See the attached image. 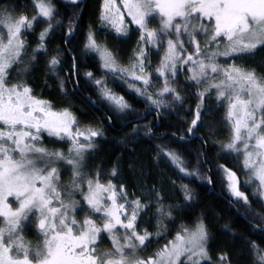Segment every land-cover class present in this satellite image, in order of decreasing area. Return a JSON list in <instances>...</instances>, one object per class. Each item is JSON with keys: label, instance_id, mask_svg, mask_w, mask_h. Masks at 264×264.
Segmentation results:
<instances>
[{"label": "snow or ice", "instance_id": "1", "mask_svg": "<svg viewBox=\"0 0 264 264\" xmlns=\"http://www.w3.org/2000/svg\"><path fill=\"white\" fill-rule=\"evenodd\" d=\"M71 3L79 9V0ZM122 4L123 11L115 0H104L99 21L117 39L128 38L129 26L135 25L138 40L128 66L98 41L91 26L82 40L84 53L99 58L101 74L86 72L85 77L103 102L99 107L107 105L105 118L111 122L114 114L132 110L129 100L109 87V77L123 80L157 116L161 109L183 105V92L195 89L197 103L194 113H189L190 122L182 135L173 133L182 142L201 130L203 117L212 111L205 110V101H211L214 93L219 107L226 108L228 134L219 141L220 147L235 154L248 177L246 183L258 182L254 195L264 199V75L237 64L258 49L264 51V0H122ZM33 7L31 17L0 8V264H232L227 253L210 255L203 219L177 227L173 204L166 201L162 189L153 185L130 198L123 183L111 178L102 182L106 173L97 170L93 176L86 171L103 129L81 127L71 105L57 110L20 79L41 55L47 57L46 67L53 75L62 70L63 50L50 54L46 43L61 26L57 3L34 0ZM79 19L74 14L64 26L66 42L75 36ZM40 23L46 27L30 49L26 36ZM153 55L159 57L155 76ZM181 75L183 91L177 87ZM78 86L77 79L73 90ZM59 87L67 97L64 80ZM89 102L97 106L91 97ZM138 132L133 129V135ZM145 135H152L150 126ZM46 139L61 148L47 147ZM64 146L66 152L61 150ZM156 148L158 164L163 160L186 177L214 183L212 169L202 174L200 161L189 170L176 149L160 144ZM217 168L226 178L230 196L248 205L237 172L223 164ZM110 176H119L118 167ZM179 191L185 202L194 199L188 184H181ZM153 212L154 229L142 228L143 217ZM29 226L35 228V244L25 239ZM260 231L264 234V217ZM153 238L158 245L155 251L142 255ZM105 240L110 241L107 249ZM248 246L253 264H264V248L254 241Z\"/></svg>", "mask_w": 264, "mask_h": 264}, {"label": "trees", "instance_id": "2", "mask_svg": "<svg viewBox=\"0 0 264 264\" xmlns=\"http://www.w3.org/2000/svg\"><path fill=\"white\" fill-rule=\"evenodd\" d=\"M102 1L79 0L80 6L76 9L71 0H55L59 12L57 19L61 21V26L56 27L54 34H51L46 43L50 54H56L57 49L63 50L60 53L62 70H58L53 75L46 67L47 57L41 55L35 66L30 68L29 73L21 75L20 79L32 88L37 98L51 101L57 110L71 105L81 121V127L90 124L103 129L104 135L98 138L96 149L88 158L86 171L93 176L97 170L106 173L102 176V182L111 178L118 185L123 183L130 198L132 194L139 196L145 188L155 185L163 190L166 201L173 204L177 227L181 223L191 225L198 218L205 221L209 232V251L213 258H217L223 252L228 254L232 264H253L248 242L254 241L264 248V234L260 231L261 217H264V203L258 194L254 195L256 183L254 181L246 183L248 177L242 171L235 154L228 155L220 147L219 141L224 140L228 134L224 120L226 110L219 107L214 93L211 101H205V110L211 108L212 111L203 117L201 130L196 136L188 137L182 142L178 141L177 137L184 133L190 122L189 113H194L197 103L195 89L183 92L185 98L183 105L176 104L171 109H161L162 115L157 116L156 111L148 107L144 98L138 97L123 80L109 77V87L118 94L124 95L132 104V110L126 114H114L111 122L105 118L107 105L99 107L103 102L95 92L94 85L85 77L86 72L100 75L101 69L99 58L94 53L85 54L83 51L84 34L91 26L96 32L98 41L117 53L119 62L124 66L136 46L137 35L131 33L128 38H115V32L99 21ZM33 4L34 0H0V8H7L16 16H33ZM74 14L80 18L79 27L69 43L65 39L67 32L64 26ZM45 27L46 24L40 23L26 36L30 49L36 47L39 33ZM255 54L246 56V60L251 58L256 62L254 64L258 67L252 70H255L257 75H264V51L258 49ZM73 57L76 58L77 63L75 69ZM13 76H16L15 72ZM77 79L79 86L73 90V84ZM60 80L66 82L69 93L67 97L60 90ZM180 81L178 88L183 91L185 85L183 75ZM89 97L97 106L94 107L89 102ZM146 126L151 127L152 135H145ZM137 128L138 134L133 135V129ZM174 132L177 133V137L173 136ZM45 144L49 148H61L59 144H52L47 139ZM158 144L176 149L182 155L189 170L196 168L198 161L202 174H206V170L211 168L214 183L209 184L206 180H199L195 176L186 177L163 160L158 164L155 158ZM61 150L67 151V147L64 146ZM217 164H223L237 172L241 181V190L249 197L248 205L242 201L236 202L230 196L226 178L217 168ZM113 167H118L119 176L116 178L110 176ZM67 177L65 176L64 179ZM181 184H188L192 190L194 199L191 202L183 200L179 191ZM154 216L153 212L143 217L142 228L147 227L152 231L155 225ZM169 228L172 230L171 225ZM34 233L33 226L26 228L25 239L36 242ZM163 242L161 240L160 244ZM157 246L153 238L152 245L142 255L146 256L154 252ZM103 248L107 249L108 245H103Z\"/></svg>", "mask_w": 264, "mask_h": 264}, {"label": "rangeland", "instance_id": "3", "mask_svg": "<svg viewBox=\"0 0 264 264\" xmlns=\"http://www.w3.org/2000/svg\"><path fill=\"white\" fill-rule=\"evenodd\" d=\"M103 3H104V0L102 1V5H101V10H102V7H103ZM115 4H116V6L117 7H119L120 9H121V11H123V4H122V0H115ZM125 18H126V20L128 19L127 18V14L125 13ZM130 27V34L131 33H134L135 35H137V40H138V33H137V31L135 30V25H130L129 26ZM137 44V43H136ZM136 47V46H135ZM255 54V53H254ZM254 54H252V55H254ZM255 55H257V54H255ZM251 57H253V56H251ZM223 59L224 58H221V62H223ZM158 61H159V57H157V56H155V55H153V57H152V68H153V75L155 76V72H154V69H155V67H156V65L158 64ZM254 61H257L256 59H254ZM242 62V63H241ZM241 63V64H240ZM254 63H256V62H253V60H251V58L250 59H248V60H246V57H245V59H243V61L242 60H239V61H237V64L238 65H242V66H244V67H246L247 69H250V70H252L253 68H256V67H258V66H256V64H254ZM128 64H129V59L127 60V62H126V66H128ZM251 64H254V65H251ZM180 83H181V81H180ZM180 83L177 85V87L180 85ZM155 90V89H154ZM165 110V109H164ZM167 110V109H166ZM225 110H226V108H225ZM66 152V151H65ZM68 179H69V177H67L66 179H64V182L65 183H67L68 182ZM67 181V182H66ZM255 182V181H254ZM256 184L258 183V182H255ZM260 198V197H259ZM77 199H79V197H77ZM261 199V198H260ZM262 201H263V203H264V199H261ZM81 215V219L83 218V213H81L80 214ZM34 227V226H33ZM34 230H35V228H34ZM33 244H35L36 242L34 241V242H32ZM110 245V241H108V240H105V243L103 244V245Z\"/></svg>", "mask_w": 264, "mask_h": 264}]
</instances>
